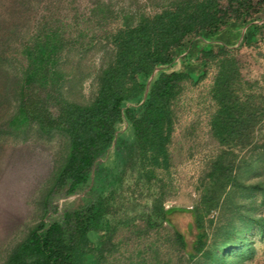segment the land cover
<instances>
[{
	"label": "trees",
	"instance_id": "trees-1",
	"mask_svg": "<svg viewBox=\"0 0 264 264\" xmlns=\"http://www.w3.org/2000/svg\"><path fill=\"white\" fill-rule=\"evenodd\" d=\"M160 11L152 16L132 15L122 10L114 12L109 5L97 3L86 23L91 29L80 30L74 39H67L57 31L38 29L29 37L18 53V64L10 77L14 102L13 113L6 120L9 134L35 130L37 135L59 132L69 141L64 164L57 174L50 194L67 188V193L86 184L97 160L111 147L116 126L126 118L132 127L134 146L129 153L131 170L146 184H153L157 168L169 167L168 146L175 123L174 103L182 82L190 79L185 71L159 72L147 80L159 67L171 65L186 44L206 39L229 26L258 27L248 21L250 0H161ZM259 5V1L257 3ZM264 5V1L262 4ZM116 20L118 27L107 32L102 29ZM84 22L76 18L78 26ZM102 32L104 63L98 72L85 73L80 65L84 55L95 44L97 32ZM201 39V40H200ZM253 43L245 32L242 45ZM196 63H201L197 81L206 77V66L213 62L217 68L210 97L216 105L208 126L211 136L225 149L208 166L207 187L204 188L200 209L166 211L163 194H155L146 226L153 218L166 222L172 229L173 242L190 260L207 257L213 264H243L254 249L246 238L250 222L264 234V218L243 221L241 226L224 225L216 230L212 244L203 219L219 210L220 201L234 192L260 191L264 204V178L253 185L243 182L249 173L264 161V140L261 132L264 121V96L247 94L240 85H249L242 78L234 50L225 46L203 44ZM185 59V58H184ZM76 60V62H75ZM75 62V63H74ZM5 70V69H3ZM90 78L95 88L93 98L85 104L67 99L69 88ZM47 91V102L54 109L52 124L37 107ZM137 102L138 107H125ZM41 105V106H39ZM47 130V131H46ZM260 149V150H258ZM250 151L249 158L239 161L238 153ZM237 164V165H236ZM133 195L135 191L132 192ZM109 199L99 197L90 205L66 211L61 219L40 222L32 227L25 238L12 249L3 264H87L92 258L102 264L112 251L111 237L105 233L95 247L88 235L99 232L105 215L113 214ZM151 214V215H150ZM183 220L179 228L175 219ZM252 220V221H251Z\"/></svg>",
	"mask_w": 264,
	"mask_h": 264
},
{
	"label": "rangeland",
	"instance_id": "rangeland-1",
	"mask_svg": "<svg viewBox=\"0 0 264 264\" xmlns=\"http://www.w3.org/2000/svg\"><path fill=\"white\" fill-rule=\"evenodd\" d=\"M250 1L252 9L247 20L262 21L264 5L260 4L264 0ZM98 2L109 5L115 13L122 10L134 16H152L160 11L157 4H163L161 0H0V264L5 262L12 249L32 227L42 221L49 223L59 220L64 212L86 207L99 197L109 199V204L114 207L113 214L103 217L100 231L88 235L95 247H99L100 237L105 233L111 237L112 251L105 255L102 264H213L210 259L200 255L190 260L174 244L172 229L166 222L160 224L153 218L151 224L157 226L148 228L145 221L149 217L153 198L160 190L164 210L201 211L200 202L208 183V166L225 148L212 138L208 126L216 110L210 89L217 68L213 62H209L206 77L197 81L203 65L196 63V58L200 48L205 49L203 44L212 43L215 49L220 48V33L200 39L192 46L186 44L171 65L157 68L147 80L149 85L159 72L185 71L190 75V79L182 82L174 103L175 123L168 146L170 165L167 169H156L151 185L129 169L131 164L127 159L134 146V137L126 118L117 124L114 141L97 160L89 181L71 194L67 193V188H62L49 195L67 157L68 139L56 131L43 135H37L35 130L9 134L6 128V120L14 109L10 77L13 68L19 66L18 53L22 43L35 35L38 29L57 30L65 38L74 39L80 30L92 28L90 22L85 21H88L90 10ZM221 2L225 5V0ZM76 18L84 20L82 26L77 25ZM117 27L118 22L114 20L105 25L102 32L104 29L110 32ZM243 28L239 26L235 30L232 26L226 27V30L222 29L225 30L222 38L230 34L233 38L237 37ZM96 32L98 36L94 47L80 62L85 73L98 72L104 63L102 53H107L110 48L109 45L103 48L102 32ZM259 34L256 44L245 46L241 42L239 46H229L227 49L234 50L242 78L252 87L241 84L240 88L247 94L263 97L264 31ZM45 93L41 99L42 107L37 108L44 118V125H47V121L53 123L54 109L47 102L48 92ZM94 94V85L88 77L73 89L69 88L67 99L85 104ZM127 107H138V103H127L123 109ZM261 132L264 135V121ZM263 141L260 140L258 145ZM249 152L244 150L238 153V165H242L239 162L241 159L253 155ZM262 178L264 161L249 173L243 184L253 185ZM133 191L136 195H133ZM219 204V210L203 219L209 235L207 246L212 244L216 230L224 225L241 226L243 221H249V217L252 220L264 218L260 191L234 192ZM181 221L175 219L180 229L183 228ZM245 235L254 253L243 264H264V234L250 222ZM87 264H96V260L92 258Z\"/></svg>",
	"mask_w": 264,
	"mask_h": 264
},
{
	"label": "crops",
	"instance_id": "crops-1",
	"mask_svg": "<svg viewBox=\"0 0 264 264\" xmlns=\"http://www.w3.org/2000/svg\"><path fill=\"white\" fill-rule=\"evenodd\" d=\"M252 24H254V25H256L257 27H258V32H257V34H255L254 35V37H253V35H251V32H254L253 31V29L254 28H249L248 30H247V27H248V25L247 26H245L243 29H241V32H240V35L238 36L237 35V37H234L233 38V35H229L228 37H223L222 38V36H224V32H225V30L224 31H220L219 33H220V37H221V39H220V41H219V47H222V46H225L226 48H230L229 46H234V47H236V46H239L240 44H241V42H242V40H243V36H244V34H245V32L246 31H248V37L249 38H251L252 39V41H253V44L255 43H257L258 41H259V37H260V32L262 31H264V29H262V25H264V19H262V21H260V22H253ZM233 28L235 27V26H233V25H231ZM232 33V32H231ZM219 37V38H220ZM224 40H226V42L224 41Z\"/></svg>",
	"mask_w": 264,
	"mask_h": 264
}]
</instances>
